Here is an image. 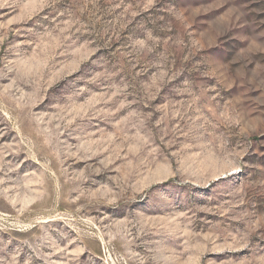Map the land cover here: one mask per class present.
<instances>
[{"label":"rangeland","instance_id":"obj_1","mask_svg":"<svg viewBox=\"0 0 264 264\" xmlns=\"http://www.w3.org/2000/svg\"><path fill=\"white\" fill-rule=\"evenodd\" d=\"M0 264H264V0H0Z\"/></svg>","mask_w":264,"mask_h":264}]
</instances>
